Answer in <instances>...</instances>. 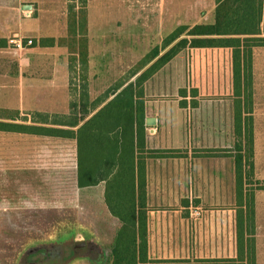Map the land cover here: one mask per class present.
I'll return each mask as SVG.
<instances>
[{
  "label": "rangeland",
  "instance_id": "obj_1",
  "mask_svg": "<svg viewBox=\"0 0 264 264\" xmlns=\"http://www.w3.org/2000/svg\"><path fill=\"white\" fill-rule=\"evenodd\" d=\"M53 1L54 4L51 5L49 4L52 0L42 2L47 7L39 8L37 18L31 20L34 23L32 33L36 37H49L53 34L67 36L66 43L75 47V39L67 33L68 5L75 3L78 7L81 0H65V7L61 5V1L60 4L58 0ZM86 7L87 64L82 67L75 63L73 71L70 72L69 104L67 57L57 55L53 58L52 54L39 52L46 50H34L39 47L34 46L25 55L32 62V66L23 69L21 88L12 94L16 106L19 105L18 98L22 99L23 106H28L30 98L44 100L53 97L56 101L53 108L60 111L68 108L69 115L63 118V122L87 119L112 100L123 87L135 84L136 79L153 62L143 65L144 58L153 47L161 46L167 35L182 25L192 27L211 24L215 15L214 0H91L90 3L86 0ZM36 43L37 40L32 39L31 45ZM191 49L186 48L179 52L181 54L176 60H170L150 75L142 85L144 105H147L146 101L148 105L149 102L151 104L150 110L145 114L157 119L156 125L144 124L145 147L137 149L135 153L136 161L140 160L145 164L146 211L153 208L181 207V201L169 198L162 201L165 202L164 205L150 202L149 194L166 192L170 195H190V183H180L174 179L175 161L188 164L196 159L205 160L206 155H210L213 149L217 148L220 152L222 145L233 147L235 142L230 136L227 144V138L216 132L222 127V115L229 108L230 112L234 110V98L224 88L196 87L197 82L192 80L193 72L190 67ZM258 59L261 70L256 73L262 79L264 56H258ZM209 74L211 78L214 75L220 79H227L229 76L225 72H212L211 69ZM251 75L253 79L252 69ZM230 76V79L233 78L232 73ZM134 88L136 89L135 86ZM185 96L188 99L186 107L178 110V101ZM240 99L245 102L244 98ZM195 101L197 106L193 107ZM248 105L246 103V108ZM42 106L50 105L43 103ZM51 121L61 122L54 117ZM203 128L207 132L210 128L215 130L213 134L205 135ZM211 146L212 148L207 149ZM254 157L253 147V161ZM250 178L253 184L245 185L247 189H253L257 181L264 185V180L255 178L254 171ZM4 179L6 192H14L13 169H6ZM230 185H234L236 192V181L234 184V180L230 179ZM56 186L55 202L58 201ZM104 190L105 182L102 181L80 191L79 208L78 191L70 182L69 203L66 202L64 207L55 206L52 210L36 209L24 216L0 217V264H38L39 260L41 264H90L83 260L90 261L91 264L105 260L103 264H111L110 249L114 245L120 221L108 211ZM195 191L201 192L199 186ZM257 191L260 190H255L254 193ZM240 201L241 199L232 201L230 210H237ZM189 209L193 210L191 218H200L201 214L195 210L193 204ZM241 228L244 238L248 237L246 233L249 227L245 222ZM232 235L236 238L237 232ZM252 237L249 240L251 239L253 247L255 238ZM76 241H85V245L76 247ZM97 243L107 247L106 255L102 249H95ZM245 245L248 248L247 243ZM175 251L179 252L176 257H190L185 248ZM162 256L168 254L163 253Z\"/></svg>",
  "mask_w": 264,
  "mask_h": 264
},
{
  "label": "crops",
  "instance_id": "obj_2",
  "mask_svg": "<svg viewBox=\"0 0 264 264\" xmlns=\"http://www.w3.org/2000/svg\"><path fill=\"white\" fill-rule=\"evenodd\" d=\"M43 1L0 0V41H2L0 44V110L10 112L8 116L0 115V122L49 127L50 124L33 122L35 113H44L49 117L61 120L53 127L76 130L92 115L87 119H78L77 126L70 127L69 122H63V118L69 115L68 108L66 111L53 108L56 103L53 97L44 100L30 98L28 106H23L20 98L17 99L18 106L15 105L16 101L12 100V94L16 89L21 88L23 69L32 66V62H29L25 55L34 46H39L34 50H46L39 52L52 54L53 58H56L57 55L67 57V102L69 104L68 49L63 46L42 47L38 41L45 37H36L32 33L34 23L31 20L37 18L39 8L47 7V4H42ZM48 1L51 2V0ZM60 1L61 5L65 7L66 1L58 0V4ZM90 2L91 0H89ZM51 4H54L53 0L49 5ZM49 37L62 36L53 34ZM29 39H36L37 43L27 44ZM251 52L252 101L246 108L245 102L234 95L233 78L230 79V74L233 73L232 50L230 48L191 49L190 67L193 72L192 80L197 82L196 87L224 88L226 93H230L234 98V110L230 112L229 108L222 115V127L218 128L216 132L227 138V144L230 136L234 138L235 142L233 147L222 145L220 152L217 148L213 149L210 155H206L205 160L196 159L188 164L184 161L174 162V179L180 183H190L189 196L170 195L166 192L149 194L150 202H157L158 205H164L165 202L162 201H166L168 198L181 201L180 208H153L146 211L148 258L151 261L167 264H264V190L253 193L255 224L254 228L247 225L249 230L255 231L253 236L255 238L254 263L251 261L248 263L245 248L242 250L244 254H239L237 235L236 238L235 235H232L238 230L236 221L239 212L241 213L240 207H237V210L229 208L232 201H236V199L243 201L241 195H238L237 191L235 192L234 185H230V179L234 180L235 184V156L240 147L243 148L248 130H251L255 150L253 161L255 178L260 181L264 180V74L261 79L256 73L257 70H261L258 56H264V48H253ZM180 54L176 55L172 61L176 60ZM262 62L264 63V59ZM210 69L212 72H225L230 77L220 79L219 76L212 75L211 78V75H208ZM186 100H188L186 96L179 99L178 110L180 107H186ZM43 103L50 106H42ZM146 103L147 105L144 107L145 125H147L146 118L150 117L146 114L151 105L150 102L148 105V101ZM193 103V107H196V101ZM177 129L179 132V126ZM202 130L206 131L205 128ZM213 130L215 128H210V131H206L204 134L211 135L214 133ZM144 147L145 144L142 149ZM209 148L212 146L207 149ZM143 165L145 168L144 163ZM77 167L78 146L75 138L21 132L16 128L10 130L0 128V217L24 216L31 214L36 209L52 210L55 206L62 208L66 202L69 203L70 182L75 185L78 191L77 203L81 208L79 194L80 191H85V188H80L77 185ZM6 169H13L15 178L13 181L15 191L11 193L5 190L4 173ZM55 185H57L58 191L57 202H55ZM198 186L201 192L195 191ZM203 190L204 192H202ZM251 191L250 189L249 192ZM193 200L194 202H192ZM192 204L196 207L195 210L200 212V218H191L193 210L189 209V206ZM234 220L235 223H233ZM118 224L120 228L121 224ZM97 244L95 249H102L106 255L107 247L100 243ZM180 248L187 249L190 257H176L179 252H176L175 249ZM156 249L158 250L155 251ZM163 253L168 256L161 257ZM83 261L91 264L90 261ZM104 261L101 260L95 264H103Z\"/></svg>",
  "mask_w": 264,
  "mask_h": 264
},
{
  "label": "trees",
  "instance_id": "obj_3",
  "mask_svg": "<svg viewBox=\"0 0 264 264\" xmlns=\"http://www.w3.org/2000/svg\"><path fill=\"white\" fill-rule=\"evenodd\" d=\"M214 1L213 23L177 27L163 39L161 46L153 47L146 55L143 65L153 62L136 79L135 84L123 87L78 129L53 127L56 123L44 113H35L33 122L50 124L49 127L0 122V128L7 130L16 128L21 132L71 136L76 139L78 187H92L104 181V201L107 209L121 223L111 248V264H167L156 263L148 258L144 165L140 160L136 161L135 156L137 149H142L145 144L142 85L146 79L186 48H230L233 58L234 95L244 98L245 104L251 103V51L253 48H264V0ZM67 33L75 39V47L66 43L67 36L41 38L38 44L42 47L63 46L70 50L68 67L69 72H72L75 63L82 67L87 64L86 0H81L78 7L75 3L68 5ZM9 113L0 110L1 116H8ZM77 122L75 119L69 122V126H77ZM246 133L244 146L240 147L235 156L237 193L240 197L243 196V201L241 199L239 202L241 213L237 217V242L240 255L244 254L242 250L247 243L245 254L248 263H254V245L251 246L249 238L254 236L255 231L247 230L248 237L244 238L241 226L245 222L254 228L253 193L255 190H264V185L257 181L251 192L245 187L253 184L251 178L249 179V176H253L251 130Z\"/></svg>",
  "mask_w": 264,
  "mask_h": 264
},
{
  "label": "water",
  "instance_id": "obj_4",
  "mask_svg": "<svg viewBox=\"0 0 264 264\" xmlns=\"http://www.w3.org/2000/svg\"><path fill=\"white\" fill-rule=\"evenodd\" d=\"M156 123V119L153 117L146 118L147 125H154ZM76 247H83L85 245V241H76Z\"/></svg>",
  "mask_w": 264,
  "mask_h": 264
},
{
  "label": "built area",
  "instance_id": "obj_5",
  "mask_svg": "<svg viewBox=\"0 0 264 264\" xmlns=\"http://www.w3.org/2000/svg\"><path fill=\"white\" fill-rule=\"evenodd\" d=\"M31 43H32L31 39L27 40V44H31ZM17 45L20 46V44H17Z\"/></svg>",
  "mask_w": 264,
  "mask_h": 264
},
{
  "label": "flooded vegetation",
  "instance_id": "obj_6",
  "mask_svg": "<svg viewBox=\"0 0 264 264\" xmlns=\"http://www.w3.org/2000/svg\"><path fill=\"white\" fill-rule=\"evenodd\" d=\"M41 260H39V262H38V264H41V262H40Z\"/></svg>",
  "mask_w": 264,
  "mask_h": 264
}]
</instances>
